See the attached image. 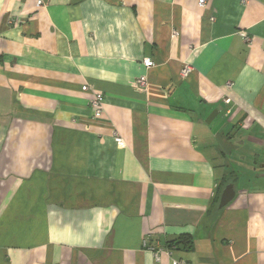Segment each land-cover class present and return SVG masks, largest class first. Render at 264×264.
<instances>
[{"label": "crops", "instance_id": "crops-1", "mask_svg": "<svg viewBox=\"0 0 264 264\" xmlns=\"http://www.w3.org/2000/svg\"><path fill=\"white\" fill-rule=\"evenodd\" d=\"M42 1L0 0V264H264V0Z\"/></svg>", "mask_w": 264, "mask_h": 264}, {"label": "built area", "instance_id": "built-area-1", "mask_svg": "<svg viewBox=\"0 0 264 264\" xmlns=\"http://www.w3.org/2000/svg\"><path fill=\"white\" fill-rule=\"evenodd\" d=\"M198 4H199V6H203L204 5V0H199L198 1ZM36 5L38 7L39 6H42L43 5V1L42 0H36ZM244 41L250 42L249 37L248 36H244ZM143 66L146 67V68H149V67L153 66V62L150 61V60H145L143 62ZM188 70L189 69L187 67L184 68V70L182 71V73H183L184 76L187 75ZM138 83H139V86L140 87H144V85H145L146 82H145V80L143 78H140L139 81H138ZM81 90L83 92H91L92 93V95L94 96V99L91 102V106L94 109V116L95 117H100L101 116V113H102V104L104 103V97H103V95L100 94V93H95L92 90V88L90 86H88V85L82 86L81 87ZM169 255H170V262H171V264H193V263H191L189 261H186V260L173 258L171 256V253H169ZM155 256H156V259H158V255L156 254Z\"/></svg>", "mask_w": 264, "mask_h": 264}, {"label": "water", "instance_id": "water-1", "mask_svg": "<svg viewBox=\"0 0 264 264\" xmlns=\"http://www.w3.org/2000/svg\"><path fill=\"white\" fill-rule=\"evenodd\" d=\"M217 114H218L217 110L211 112L210 115L207 117L205 123L210 124ZM261 168H264V164L261 166ZM234 196H235V192L233 185L232 184L226 185L221 193L218 208L221 209L227 206L233 200Z\"/></svg>", "mask_w": 264, "mask_h": 264}, {"label": "trees", "instance_id": "trees-1", "mask_svg": "<svg viewBox=\"0 0 264 264\" xmlns=\"http://www.w3.org/2000/svg\"><path fill=\"white\" fill-rule=\"evenodd\" d=\"M180 244H183V246H186V249H189V248H191V240H189V239H182V240H180V241H178ZM176 245H179L178 243H176Z\"/></svg>", "mask_w": 264, "mask_h": 264}]
</instances>
